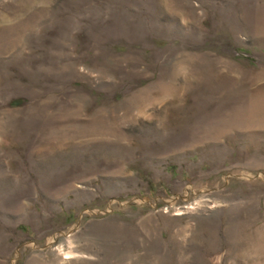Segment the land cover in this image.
<instances>
[{
	"label": "rangeland",
	"instance_id": "374dc122",
	"mask_svg": "<svg viewBox=\"0 0 264 264\" xmlns=\"http://www.w3.org/2000/svg\"><path fill=\"white\" fill-rule=\"evenodd\" d=\"M0 264H264V0H0Z\"/></svg>",
	"mask_w": 264,
	"mask_h": 264
}]
</instances>
